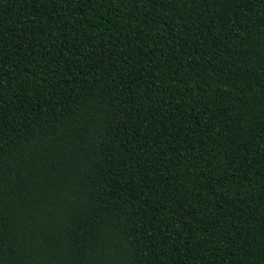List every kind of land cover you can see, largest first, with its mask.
<instances>
[{
    "label": "trees",
    "instance_id": "1",
    "mask_svg": "<svg viewBox=\"0 0 264 264\" xmlns=\"http://www.w3.org/2000/svg\"><path fill=\"white\" fill-rule=\"evenodd\" d=\"M0 264H264V0H0Z\"/></svg>",
    "mask_w": 264,
    "mask_h": 264
}]
</instances>
